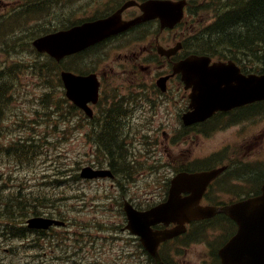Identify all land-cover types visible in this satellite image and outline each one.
Segmentation results:
<instances>
[{
    "label": "rangeland",
    "instance_id": "1",
    "mask_svg": "<svg viewBox=\"0 0 264 264\" xmlns=\"http://www.w3.org/2000/svg\"><path fill=\"white\" fill-rule=\"evenodd\" d=\"M34 33L33 28H26L18 41V49L6 53L15 86L9 102L2 108L0 199L3 193L11 195L17 191L29 194L32 203L35 196L49 197L50 207L41 211H48L50 217L55 214V218H61L67 225L53 229L50 235L54 239H44L43 246L36 247L34 239L23 242L4 233L0 208V264H148L142 249L123 230L126 221L122 196L138 207L152 205L164 197L161 193L167 186L166 181L188 169L192 162L216 152L220 153L218 159L244 160L256 165L258 172H264V113L243 119L239 128L210 138H186L189 136L186 131L179 130L170 134V141L159 129V122L167 121L166 98L157 102L148 97L123 98L120 93L115 103L120 105L117 109H123L124 118L121 120L119 115L117 118L126 135L124 157L133 163V168L125 178L121 173L124 166L114 161L118 182L115 184L109 179L82 180L79 174L84 167L108 168L105 165L109 160L96 144L99 121L76 118V113L64 105L47 60L32 55L25 46ZM1 59L0 52V62ZM145 81L149 85L151 78L146 77ZM113 113L108 112V120ZM111 128L116 129L113 125ZM185 139L189 143L181 144ZM19 143L30 147L26 146L27 151H22L18 158L4 154L6 149L12 150ZM207 166L213 167L216 163ZM234 170L230 175L237 182L226 183V189L243 194L246 190L240 182L248 179L250 172ZM214 194L224 203L249 196L225 195L229 193L220 184L214 185ZM14 214L15 211L8 225L16 227L21 221L16 222L19 217ZM197 231L198 226H194L179 240L196 238ZM223 233L222 225L214 227L206 232V238L201 234L203 240L192 239L185 246L179 245L177 251L170 244L164 252L166 261L168 264H216L213 249L217 244L220 246Z\"/></svg>",
    "mask_w": 264,
    "mask_h": 264
},
{
    "label": "water",
    "instance_id": "2",
    "mask_svg": "<svg viewBox=\"0 0 264 264\" xmlns=\"http://www.w3.org/2000/svg\"><path fill=\"white\" fill-rule=\"evenodd\" d=\"M158 16L164 23H174L180 13L170 7H163L156 14H146L143 19ZM111 24L103 22L67 34L45 36L32 42L38 52H48L59 60L65 55L78 52L111 35ZM205 57H189L175 64L174 73L181 74L186 89H190L189 111L182 116L184 125L203 122L216 112H226L237 107L264 101V74L261 76H242L233 64L209 66ZM67 88V96L88 116L92 110L88 103H96L98 83L94 76L75 77L61 73ZM164 81V80H163ZM162 81V82H163ZM158 81V85H162ZM221 170L203 173H179L170 181L167 200L147 211L140 212L129 202L124 203L123 211L127 218L126 229L140 237V242L155 264H164L158 254V246L171 240L186 230L192 221L209 219L224 212L237 224V233L227 245L219 250L221 264H264V187L262 195L237 202L224 208L201 206L200 200L209 182ZM83 179H95L113 175L110 170H95L85 167L80 173ZM190 195L182 196L181 193ZM171 224V229L153 230L152 226ZM29 229H48L51 225L62 226L63 222L32 217L26 220Z\"/></svg>",
    "mask_w": 264,
    "mask_h": 264
},
{
    "label": "flooded vegetation",
    "instance_id": "3",
    "mask_svg": "<svg viewBox=\"0 0 264 264\" xmlns=\"http://www.w3.org/2000/svg\"><path fill=\"white\" fill-rule=\"evenodd\" d=\"M161 1L164 0H8L4 4L3 0H0V5L4 9H7V5L11 4V7L17 12L26 10L30 13L37 14L43 20L34 21L33 26L42 35H48L57 32H66L86 23L107 20L109 18H113L115 23L126 25L141 17L143 15L142 8L147 4ZM167 1H185L183 18L174 28H162L159 20L140 22L126 30L117 32L82 52L67 56L60 62H54L59 67L62 66L65 71L70 69L78 73L76 67L80 54L87 52L106 54L103 64L90 71V73L97 75L100 82L99 102L91 106L94 115L97 114V111L109 110L110 106L113 105L112 94L115 89L122 90L127 96L147 95L151 98L152 92L159 99L168 96L169 103H173L172 109H174L175 105H178V97L185 96V90L179 76H170L172 74V67L184 58L178 53L180 51L184 53L189 47L188 41L190 38H193L192 33L196 27L190 28L189 26L206 23L210 21L211 15H214V13H206L202 10L203 6L211 3L213 0ZM240 1L242 2L243 0ZM192 8H197V10L193 11ZM188 17H190L192 23L188 20ZM3 19V15H0V21ZM207 27H211L210 23L205 28ZM118 28L120 27H116V29ZM177 44L181 50L175 53L172 48ZM68 65L70 66L68 67ZM108 73L111 74L110 79L107 75ZM146 75L152 76V84L158 78L168 76L165 82V92L162 93L155 84L152 86V91L144 89V78ZM77 113L80 116L83 115V112L78 108ZM172 113L169 112L168 120L170 121H165L162 128L165 126L169 130L173 129ZM176 115L178 118V112ZM215 118L213 117L203 124L196 125L194 128L209 125L213 123ZM239 164L241 166L243 163L241 161H228L224 163L225 171L223 175L230 173L231 168ZM216 180L208 186L204 193L205 196L202 199L203 205L208 204L212 206V201L217 199V196H213L217 194L212 193ZM263 183L264 180L259 187H246V191L243 194L231 193L225 195H262L261 186ZM242 184L253 185V182L244 180ZM207 196L211 198V202H209ZM215 202L219 204L223 203L218 200ZM137 208L143 209L140 207ZM225 217L223 215V218ZM224 224L226 225V231L223 234L221 247L237 231L236 225L232 221L230 223L224 220ZM216 258L218 264H221L217 254Z\"/></svg>",
    "mask_w": 264,
    "mask_h": 264
},
{
    "label": "trees",
    "instance_id": "4",
    "mask_svg": "<svg viewBox=\"0 0 264 264\" xmlns=\"http://www.w3.org/2000/svg\"><path fill=\"white\" fill-rule=\"evenodd\" d=\"M3 25L4 24H0V28ZM207 37L212 42H217L219 48L225 49L226 54L224 56H230L236 59L235 54L242 55V60L245 62L244 64H256L258 67L253 68L254 71L256 73L262 72L264 70L262 68L264 67V0H253L242 11L236 13L235 10H233L225 14L221 18L220 22L209 30ZM32 38H30V40ZM217 57L223 58L220 55H217ZM242 69L243 73L245 74L251 72V69ZM9 91L10 90L8 87L0 86V129L2 123V108L10 100V97L8 95ZM239 111L241 112L240 114H242V116L244 117H251L257 114L264 113V102L260 103L258 107L252 109H239ZM117 124H119L117 119L115 121L103 120L99 126L101 132L98 135L96 144L98 145L99 150L102 152V155L105 158H108L112 171L114 173L117 172L114 169L113 163L114 161H119L125 168V170L123 171V174L125 175L128 172L129 167L127 166L129 165V163L127 164L126 161H122L124 159L123 143L126 139V135L124 133L119 134L116 129L113 130L111 128L112 125L117 126ZM26 146L30 147V144L19 143L16 148H12V150L6 149L4 154L7 157L13 156L18 158L22 151H27V148H25ZM16 149L19 150V153L16 152ZM124 163L126 165H124ZM132 168L133 166H130V169ZM2 195L4 196L0 199V208L3 211L2 222L4 226V233H10L12 237L14 236V239L23 242H27L30 240V237H34L33 245L36 247H40L41 242L44 239L48 240L49 237H53V235H50L49 233L50 230L34 231L28 230L24 225H19L16 227L11 224L8 225V221H10V218L11 216H13L14 211L19 217L16 222L21 221V223L30 216L43 215L42 213L46 211H41V209L50 207L49 203H51V200L49 197H33L34 202L39 204V208L36 207L35 203L31 202L32 199L30 198L29 194H22L17 191L15 193H12L11 195H7V193H3ZM165 199L166 198H164V200ZM52 215L55 216V214L53 213ZM195 224L199 226V229L201 231L200 234L202 233V231L213 227V223L211 221L198 222L194 223L193 225ZM168 243L169 242L161 245L159 248V254L165 263L166 260L164 255L162 254V247L167 245ZM145 256L146 260L149 261L150 264H153L152 259L147 255Z\"/></svg>",
    "mask_w": 264,
    "mask_h": 264
},
{
    "label": "bare ground",
    "instance_id": "5",
    "mask_svg": "<svg viewBox=\"0 0 264 264\" xmlns=\"http://www.w3.org/2000/svg\"><path fill=\"white\" fill-rule=\"evenodd\" d=\"M264 54V53H263ZM259 59V58H258ZM264 60V59H263ZM264 69V67H262ZM25 232V231H24ZM227 244L224 245V247L226 246ZM19 260V259H18Z\"/></svg>",
    "mask_w": 264,
    "mask_h": 264
}]
</instances>
